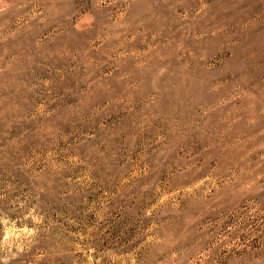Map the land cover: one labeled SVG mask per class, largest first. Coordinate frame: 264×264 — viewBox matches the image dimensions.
<instances>
[{
	"label": "rangeland",
	"instance_id": "obj_1",
	"mask_svg": "<svg viewBox=\"0 0 264 264\" xmlns=\"http://www.w3.org/2000/svg\"><path fill=\"white\" fill-rule=\"evenodd\" d=\"M0 264H264V0H0Z\"/></svg>",
	"mask_w": 264,
	"mask_h": 264
}]
</instances>
